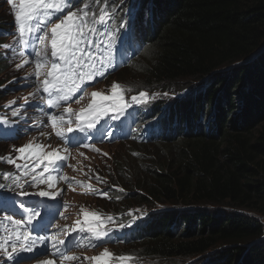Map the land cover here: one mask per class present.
Returning a JSON list of instances; mask_svg holds the SVG:
<instances>
[{
	"label": "trees",
	"instance_id": "1",
	"mask_svg": "<svg viewBox=\"0 0 264 264\" xmlns=\"http://www.w3.org/2000/svg\"><path fill=\"white\" fill-rule=\"evenodd\" d=\"M122 1L124 12L112 6L110 19L127 24L138 43L132 53L138 52L129 66L103 80L137 68L156 86L186 81L209 87L166 116L133 103L138 115L129 128L158 117L160 137L139 139L169 148L168 155L136 171L123 164L119 180L109 181L113 188L104 187L107 196L95 200L112 207L122 199L128 208L132 202L193 209L149 215L134 240L122 245L133 255H123L136 256L133 264H184L191 258L198 264H264L258 241L263 228L252 216L264 215V0ZM2 63L0 55V74ZM203 104L210 113L201 128ZM90 177L97 182L96 174ZM116 222H123L121 215Z\"/></svg>",
	"mask_w": 264,
	"mask_h": 264
},
{
	"label": "rangeland",
	"instance_id": "2",
	"mask_svg": "<svg viewBox=\"0 0 264 264\" xmlns=\"http://www.w3.org/2000/svg\"><path fill=\"white\" fill-rule=\"evenodd\" d=\"M92 1L100 2V8L107 6L110 13H112V6L117 4L122 6L121 4L124 3L122 0ZM16 3L18 4L19 0H16ZM84 4H86V2H83L81 6L83 7ZM88 4L89 3L87 2V5ZM69 9H71V7H69ZM120 10L124 12L125 6H122ZM63 15H66V13ZM63 15H61V13H54L52 22H59L57 17L62 19ZM113 21L115 24L119 23L115 19H113ZM0 26H4L3 32L0 34V55L3 59L2 65L4 66V69L0 74V127L13 117H16L18 122L20 120H25V122L20 121L22 127L25 126L23 129L25 132L24 134L20 136L21 132L17 129V139L6 141V143H0V175L2 176L0 178V184L8 186L12 183L14 185L13 181L15 177L19 176L22 180L21 184H23V190H26L28 193L37 196L38 193L43 190L53 194L48 198L40 199L42 200V204L38 206V218L42 222H45V226L49 228L46 230V233L52 246L54 242L51 240V237L53 235H56L58 240H64L63 244L57 243L56 247L53 248L65 255L77 257L75 260H66L67 264H82L84 257L88 254V250L84 248L85 246L81 245V242L78 244L72 239L68 240V235L64 234V231L69 232L68 229L72 222L73 215L79 213L81 209L90 213H92L90 209L95 211L99 210L98 214H110V216L116 217V221L121 215L123 222L128 219V223L145 221L149 218V215L152 214L163 215L164 213L176 212L177 210L181 212L193 209L185 205H174L175 207H173V205L167 206L157 203L152 206H146L136 205L132 202L127 203V206H131V208H128L125 207L124 204L122 205V201L119 200H114L117 204L112 207L111 205H107V201L104 204V200L88 198L90 194H97L98 190H102L104 186H111L112 184L109 183V181L119 180L117 172L123 164H129L130 168L133 171H136L138 166L144 164L143 162L146 163L151 160L159 162L161 159L165 158L168 155L169 148L144 145L141 140L133 139L125 141L126 143L122 144L113 143L112 146H107L105 144L99 148H95L99 149V151L94 150L87 152L89 147L81 145L84 143L83 139H81V135L76 133L74 128H72V122H74L76 115L81 111L82 104L76 102L77 99H80L81 95L76 96L75 94L70 100L64 101L59 99L60 94L55 92L51 94L46 93L42 89L41 81L45 79V75L51 67V62L55 60V58L51 56L52 49L50 39L45 42V45H41L40 41L34 37L43 35V33L34 31L31 35L25 37V39L28 40V43L21 44L19 42L18 28L15 24V12L11 5L7 3V0H0ZM115 30L119 31L120 29ZM94 41L95 40L93 39H89L85 43H82L81 47L85 48L93 46ZM102 45L106 50H101L97 47H94V49L99 53L100 59H103V64L118 57V54L111 49L114 47L113 41H107ZM37 52H40L41 55L37 56ZM140 57L141 56H139V58ZM45 61L47 62L44 63ZM38 62L42 63L40 69L41 76L39 78L35 75L36 64ZM139 62H142L141 59ZM239 64L241 63H237L233 66ZM97 66L98 65H96V67ZM130 69H128L129 71H127V74L120 76L117 75L116 77V73H114L103 80V82L101 81L96 87H91L92 93L101 92L105 95H110L112 84L116 82L121 85V88L124 90L123 95L125 96V99L136 96L141 91L149 93L148 102L146 104L137 102L136 104L148 105L149 109L147 110L151 111L154 109V111H158L159 113L163 112L166 116L168 112L172 113L177 110V104H180V102L189 101L187 100L189 96L196 97L198 95H204L205 91L209 88L206 87L203 89L202 84L199 82L186 83V81L180 82L174 86H156L151 84L150 80L144 78L142 72L136 70L137 68ZM92 82V80L88 81L89 84ZM219 82L220 80L217 78L216 83L212 85L216 86ZM173 105L177 106L174 107ZM68 108H71L72 111L66 112V109ZM180 111L183 113L186 112L184 109H181ZM201 111V128H204L210 112H206L204 104L201 107ZM60 117H64V120L61 121ZM43 118L46 120L43 121ZM52 118H56V129L52 126ZM156 119H158V117ZM224 119L227 120L228 117H225ZM26 126H29L32 129L26 130ZM69 126L74 131H67ZM56 130L62 131L63 136L58 137L56 135ZM29 143L34 146L36 144L43 145L45 152L56 150L60 155L67 156L66 160L58 161L56 165H54L55 167H58L56 171H51V175L56 177L53 187H49L47 183H40L41 177L38 173L43 170L44 165H42L41 168L36 169L35 173H32L31 168L34 166V161L27 158L29 154L16 151V149ZM65 149L67 152H65ZM74 151H76V153ZM81 153H83V155H81ZM105 153L107 155H105ZM21 156H24L25 159H18V157ZM9 159L15 161V163H9ZM17 164L21 165V167L17 168ZM25 171H28L29 174L23 175ZM89 174H96V176L98 175L99 177H102L101 175H103L106 176V179L102 177L101 180L97 179V182H90ZM33 175H37L35 181L32 179ZM47 175L48 173H45L43 178L46 179ZM64 176H68L67 178L69 180L65 181L60 178ZM71 177L76 179H72ZM71 184L73 185L71 186ZM89 185L91 187H89ZM15 187H17L16 184ZM55 198L58 199V202L55 206H52L50 201ZM202 207L205 206H201L200 209H206ZM125 208L126 211L122 213V210ZM252 216L255 221L262 225V235L258 241L264 244V215ZM57 225L60 227L58 228ZM110 250L118 254L127 253L133 255V251H129V249H125L120 245L111 246ZM136 260L137 257L133 256L128 264H133ZM181 261L184 262V264H198L200 262L198 258ZM19 262L24 261L21 259L16 261V263ZM155 263L152 262L148 264ZM21 264L33 263L30 260V263L24 262ZM178 264H181L180 261Z\"/></svg>",
	"mask_w": 264,
	"mask_h": 264
},
{
	"label": "snow or ice",
	"instance_id": "3",
	"mask_svg": "<svg viewBox=\"0 0 264 264\" xmlns=\"http://www.w3.org/2000/svg\"><path fill=\"white\" fill-rule=\"evenodd\" d=\"M7 3L11 5L12 9L15 12V24L19 32V42L21 44H27L28 40L25 37L31 35L35 32H42L43 35L37 36V39L40 41L41 45H45V42L50 39L51 44V56L55 58L51 62V67L45 75V79L41 81L42 89L46 93H57L60 100L68 101L75 95L78 91L81 90L83 85L88 81H91L96 78V74L99 72V69L96 67V55L86 51L85 48L81 47L82 43H85L86 34H95L99 31L98 25H103L110 19V14L106 9H101L100 14L97 16L96 13H91V23L89 22V5L84 4L83 8L80 10H69L66 15H63V18L57 17V23L52 22V17L54 13H63L71 3V0H19V3H16V0H7ZM51 24L49 30H45L48 25ZM87 30V33L86 31ZM50 32V36H49ZM111 39V37H110ZM99 46V45H97ZM37 56H40L41 53L37 52ZM45 61L44 63H46ZM103 63V59H101ZM42 63L38 62L36 64L35 75L37 78L41 76ZM102 75V73H101ZM123 89L121 85L114 82L111 88V94L105 95L101 92H93L91 94L92 101L87 106V109H81L80 113L77 115V128L81 131L85 128L91 130L96 127L99 123V120L102 116L108 115L109 112H123L129 105L123 95ZM149 93L141 91L136 96H132L131 100L137 103L148 102ZM83 99V96L80 97ZM80 99H77V103L80 102ZM72 109H66V112H71ZM15 114V113H14ZM60 120L63 121L64 117H60ZM57 121L56 118H52V126L56 129ZM67 131L71 132L73 129L69 127ZM56 135L58 137L63 136V132L56 130ZM87 146V145H86ZM19 153H28L29 159L34 161V166L31 168V172L35 173L36 169L41 168L44 165L43 170L38 173L41 177L40 183H47L49 187H53L56 177L51 175V171H55L54 165L58 161H63L67 159V156H62L58 151L53 150L51 152H45L44 146L36 144L35 146L31 143L16 149ZM99 151V149H95ZM65 152L67 150L65 149ZM83 155V153H81ZM105 155H107L105 153ZM18 159H25L24 156L18 157ZM9 163H15V161L9 159ZM46 162V163H45ZM71 166V165H70ZM17 168H20L21 165L17 164ZM48 173L47 178L44 179V174ZM29 172L25 171L23 175H28ZM65 181L68 180L66 176L60 177ZM98 180L100 177L97 175ZM33 181L37 179V175L32 176ZM18 188L21 189L19 195L28 196L30 193L23 190V184L20 183V177H15L13 181ZM82 183V182H78ZM89 187H91L89 185ZM122 191V189H121ZM104 196H107V193H101ZM41 197H47L53 195L50 192L41 190L38 193ZM21 207L23 205L21 204ZM81 212L84 217V223L88 224V227L85 229L83 227H72L68 229L69 231H87L94 234L96 239H102L107 235V231L99 230L102 225L92 226L90 220L99 221L100 216L97 213H90L81 209ZM35 216H39V213H34ZM9 220H12L11 217H8ZM32 219V216H29V220ZM111 219V217H109ZM15 225H20L22 221L14 220L12 221ZM81 221L77 220L76 225L79 226ZM59 228L60 226L57 225ZM16 240L21 242L19 248L21 250H31V234L29 232L15 233ZM51 240L54 242L53 247H56V244H63L64 240H58L56 235L51 237ZM12 251L8 252L7 249H4L5 255L9 258H12V254L17 252V244H12ZM0 248H3V245H0ZM77 257L65 255L63 260H75ZM94 262V264H111L113 260H118L119 264H128L131 261L132 257L130 256H115V254L109 252L105 249L100 255L86 257ZM42 264H56L54 260H45ZM62 264V262H61Z\"/></svg>",
	"mask_w": 264,
	"mask_h": 264
},
{
	"label": "bare ground",
	"instance_id": "4",
	"mask_svg": "<svg viewBox=\"0 0 264 264\" xmlns=\"http://www.w3.org/2000/svg\"><path fill=\"white\" fill-rule=\"evenodd\" d=\"M101 9H106L107 10V12L109 11V8L106 6V7H101ZM109 13V12H108ZM134 53V52H133ZM132 53V54H133ZM141 53V52H140ZM145 55V54H144ZM143 56V55H142ZM141 56V57H142ZM102 82H103V79L101 80ZM106 93V92H105ZM167 102V101H166ZM150 105V104H149ZM144 107V106H143ZM149 107V106H148ZM135 109V108H134ZM143 109H145V108H143ZM142 109V110H143ZM148 109V108H147ZM133 121V120H132ZM70 127V126H69ZM72 128H73V126H72ZM74 131V130H73ZM73 133V132H72ZM124 138V137H123ZM73 144V143H72ZM67 145V144H66ZM65 145V146H66ZM69 145V144H68ZM73 146V145H72ZM72 149V148H71ZM75 153H76V151H74ZM74 154V153H73ZM88 156V155H87ZM102 157V156H101ZM89 159V158H88ZM122 160V159H121ZM62 163V162H61ZM120 164V163H119ZM62 165V164H61ZM69 165V164H68ZM80 167V166H79ZM121 168V167H120ZM83 169V168H82ZM125 171V170H124ZM92 172V171H91ZM66 173V172H65ZM2 174V173H1ZM64 175V174H63ZM70 175V174H69ZM90 175V174H89ZM92 176H94V174L92 175ZM3 177H5V176H3ZM68 177V176H67ZM90 177V176H89ZM72 178V177H71ZM74 178V177H73ZM72 178V179H73ZM74 179H76V178H74ZM69 180V179H68ZM81 180V179H80ZM79 180V181H80ZM72 181V180H71ZM70 182V181H69ZM74 182V181H73ZM76 182V181H75ZM9 184H10V182H9ZM112 184V183H111ZM118 184H119V182H118ZM69 185V184H68ZM73 184H71V186H72ZM74 188V187H73ZM76 188H79V187H76ZM117 189V188H116ZM124 189V188H123ZM111 190V189H110ZM70 191V190H69ZM116 191V190H115ZM110 192V191H109ZM119 193H120V191H119ZM114 194V193H113ZM116 195V194H115ZM120 197V196H119ZM118 198V197H117ZM105 199V198H104ZM106 200V199H105ZM121 201H122V199H121ZM115 210V209H114ZM112 212H114V211H112ZM110 215V214H109ZM51 228V227H50ZM179 262V261H178Z\"/></svg>",
	"mask_w": 264,
	"mask_h": 264
},
{
	"label": "clouds",
	"instance_id": "5",
	"mask_svg": "<svg viewBox=\"0 0 264 264\" xmlns=\"http://www.w3.org/2000/svg\"><path fill=\"white\" fill-rule=\"evenodd\" d=\"M96 2H98V1L93 2L92 0H89V3H90L91 5H94ZM117 143H118V142H117Z\"/></svg>",
	"mask_w": 264,
	"mask_h": 264
}]
</instances>
